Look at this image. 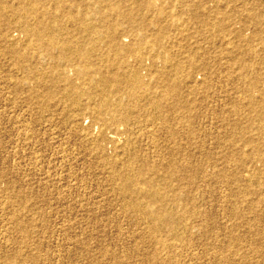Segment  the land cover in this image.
I'll list each match as a JSON object with an SVG mask.
<instances>
[{
    "label": "rangeland",
    "instance_id": "obj_1",
    "mask_svg": "<svg viewBox=\"0 0 264 264\" xmlns=\"http://www.w3.org/2000/svg\"><path fill=\"white\" fill-rule=\"evenodd\" d=\"M26 1L0 0V264H264V0H65L76 18L54 24L59 38L81 42L74 24H96L98 54L127 60L96 69L142 79L120 83L124 123L72 113L73 96L101 98L77 65L36 45L26 32L35 18L14 14ZM112 19L132 29L129 53L109 49ZM173 81L161 103L176 107L151 108ZM145 180L164 204L138 192ZM162 205L175 227L144 211Z\"/></svg>",
    "mask_w": 264,
    "mask_h": 264
},
{
    "label": "bare ground",
    "instance_id": "obj_2",
    "mask_svg": "<svg viewBox=\"0 0 264 264\" xmlns=\"http://www.w3.org/2000/svg\"><path fill=\"white\" fill-rule=\"evenodd\" d=\"M3 1V0H2ZM20 1V0H19ZM24 1V0H23ZM29 1V5L26 6L23 5L24 7L21 8L18 7L15 8L14 10V14H18L20 18H24L28 15H32L33 18H35L36 22L35 25L32 26H28L26 32L28 34H30L33 38L34 41L36 42V45L39 43L41 47H45V51H47L48 54H52L54 56V58L56 59H69V65H67L68 67H73V65H77L78 67L76 68V73L78 76L84 78L85 80H87L89 82V85H91V89L92 91H90V94L93 98H101V100H99L98 102H92V104L90 103H85V104H80V101L78 100V97L73 96L74 98H72V104L73 106L76 108V110L74 112H72L74 115H77L79 111H83L84 110H92L94 113L96 112V114H102L103 112H109L112 116V118L114 120H117L119 122H128L129 121V108L126 106V104H124V99H122L123 95L120 94L121 91H119L120 88V83L121 81L123 82L124 79H126V82H130L133 87L136 89H138L139 87H142L144 84L142 82V79L139 75V73L136 72V70H133L132 73L129 76H118L116 74L113 75V73L111 76H106L105 73H103L101 70L96 69V62L95 61H102V62H107L109 64H115V62H117V64H127V60H124V57H119L120 60L116 61L114 58H110L106 55L103 54H98L99 52V44L96 40V38H94V34L98 33V28L94 25H92L91 23L85 22V21H79L77 23H75L74 25V29L78 30V32L81 33V31H83L85 33L84 35V39L80 42L75 41V39L70 38V35H67L66 38H59V31L57 29H55L54 24H59L62 23V20H64V17L67 18V20H71V19H75L76 16L74 13H72L71 8H72V2H66L65 0H51L52 2H54V6H50L49 8L46 7L45 5H42L41 7H38V4H42V0H27ZM26 1V2H27ZM86 1V0H85ZM71 2V4H70ZM3 3V2H2ZM8 2H6L7 4ZM5 4V5H6ZM19 4V3H18ZM23 4V3H22ZM65 4H68V10H65ZM14 6V5H13ZM20 6V5H19ZM118 8V7H117ZM113 8V10H117L119 13V18H123V19H127L129 21L134 20V16H133V12L124 10L123 7L120 10V8ZM86 10V9H85ZM84 11V10H83ZM101 11V10H100ZM101 14V13H100ZM13 15V14H12ZM111 15V14H110ZM3 16V15H2ZM1 16V17H2ZM0 17V18H1ZM5 17V16H4ZM7 18V17H6ZM110 18V17H109ZM261 19V18H260ZM77 20V19H76ZM96 20V19H95ZM75 21V20H74ZM78 21V20H77ZM30 22V21H29ZM68 22V21H67ZM25 23V22H24ZM108 23L106 26L103 27V29H105L106 31V38L108 40V46L109 49H111V51H113V49L117 50V54L118 56L123 53V52H130V45L131 44H121V41L123 42L124 40V32L126 33H130L131 30H123L121 31L120 28L121 27V22L117 21L113 22V19L110 22H106ZM73 24V23H72ZM22 26V25H21ZM103 26V25H102ZM57 27V26H56ZM23 28V27H22ZM77 28V29H76ZM58 29L61 30V32H63L65 35L66 33L68 34H72V32L70 31V29L73 28H68L66 27V25H61L58 26ZM73 29V30H74ZM24 31V30H23ZM74 32V31H73ZM137 32V31H136ZM100 35V34H99ZM5 36V35H4ZM4 38V37H3ZM29 40V39H28ZM43 40H47L46 42ZM100 40V39H99ZM102 41V40H101ZM126 41V40H125ZM13 43V42H12ZM11 43V44H12ZM27 44V42H26ZM29 44V43H28ZM25 46V45H24ZM27 48V46H26ZM20 53V52H19ZM19 53L17 54V58L20 59V57L23 55H19ZM57 53V54H56ZM76 56L72 57V54ZM109 53V52H108ZM16 60V59H15ZM113 60L115 62H113ZM247 67V66H246ZM249 68V67H248ZM101 69V68H100ZM57 70V69H55ZM245 70V69H244ZM54 71V70H53ZM246 75V74H245ZM114 77V79H113ZM239 77V75H238ZM244 77H247L244 76ZM237 78V77H236ZM241 78V77H240ZM252 78V77H251ZM166 79V77H165ZM242 79V78H241ZM38 80V79H37ZM238 80V79H237ZM243 80H247V78H243ZM242 80V81H243ZM249 80V79H248ZM254 81V79H250L249 81ZM70 81V79H69ZM249 81H247L249 83ZM245 82V81H244ZM246 82V83H247ZM258 82V81H257ZM197 83V82H196ZM251 83V82H250ZM170 87L172 88L171 90H166V92L164 94H161L162 97H158L157 100H151V108L153 106V108L155 109H163V110H171L174 109V107H176V105L174 103H168L166 105H164L163 103H161V101L163 99H166L169 95H173L175 94L176 90H177V82L173 81L172 83H169ZM44 85V84H43ZM189 85V84H188ZM195 85V84H194ZM192 85V86H194ZM249 85V84H248ZM251 86V85H250ZM189 87V86H188ZM253 87V86H252ZM132 88V89H134ZM255 88V87H254ZM136 89L134 91H136ZM187 89V88H186ZM191 89V88H190ZM249 89V88H248ZM259 89V88H258ZM196 90V89H195ZM247 90V89H246ZM251 90V88L249 89V91ZM257 90V89H256ZM259 91V90H258ZM244 92H248L245 91ZM243 92V93H244ZM249 93V92H248ZM84 94V93H82ZM141 94H139L140 96ZM246 95V94H245ZM261 95V94H260ZM72 97V95H69ZM69 96H67L69 98ZM142 96V95H141ZM157 96V95H156ZM251 96V95H250ZM253 97V96H252ZM252 97H250L252 99ZM255 97V95H254ZM259 97V95H258ZM264 97V96H263ZM113 98V99H112ZM140 98V97H139ZM138 98V99H139ZM154 98V97H153ZM250 98L248 100V102L250 101ZM155 99V98H154ZM92 100V99H91ZM262 100V99H261ZM254 101V100H253ZM252 101V102H253ZM135 102V101H134ZM138 102V101H137ZM251 102V101H250ZM150 103H148V105H150ZM254 103V102H253ZM262 104V103H261ZM263 105V104H262ZM251 106L253 107V104H251ZM261 106V105H260ZM251 108V107H250ZM255 110V107H253ZM92 112V113H93ZM254 112V111H253ZM261 112V111H260ZM90 113V112H89ZM93 113V114H94ZM263 113V112H261ZM82 114V113H81ZM80 114V115H81ZM85 114V113H84ZM91 114V113H90ZM105 114V113H104ZM259 114V113H258ZM163 116V115H162ZM259 116V115H258ZM261 116V115H260ZM95 117V116H93ZM262 117V116H261ZM98 119V117L96 118ZM103 120V119H102ZM261 120V119H260ZM262 122V121H261ZM263 123V122H262ZM94 124V123H93ZM240 124V123H239ZM260 124V123H259ZM105 125V123H104ZM125 125V124H124ZM99 126V125H98ZM103 127V126H102ZM233 128V127H232ZM262 128V127H261ZM100 129V128H99ZM107 129V128H106ZM111 129V128H110ZM237 131V129H236ZM242 132V131H241ZM246 132V131H245ZM102 133V132H101ZM239 133V132H238ZM244 134V132H242ZM86 136V135H85ZM91 136V135H90ZM95 139V137H94ZM101 139V138H100ZM87 140V139H86ZM93 141V139H92ZM91 142V141H90ZM96 142V141H95ZM94 144V143H93ZM244 154V153H243ZM247 154V153H246ZM248 155V154H247ZM246 155V156H247ZM249 156V155H248ZM248 159V158H247ZM149 164V163H148ZM174 165V164H173ZM132 167V166H131ZM150 167V166H149ZM136 168V167H135ZM127 171V170H126ZM131 169H130V173H131ZM138 171V170H135ZM173 171V170H172ZM232 171V170H231ZM133 172V171H132ZM117 174V173H116ZM134 174V172H133ZM132 174V175H133ZM253 174V172H252ZM250 175V173H249ZM113 176V175H112ZM70 177V176H69ZM125 177V175H124ZM123 177V178H124ZM127 177V176H126ZM134 177V176H132ZM132 177L130 179H132ZM128 178V177H127ZM137 178V177H136ZM232 178V177H231ZM249 180V179H248ZM116 181V180H115ZM134 181V178H133ZM119 182V181H118ZM126 182V181H124ZM124 182H122V184H124ZM145 187L144 190H139L138 192L140 194H144V196L146 197L145 199L150 202V203H154L157 201H161L162 204H164L165 200H166V196L161 195V192L159 190V188L155 187V185L153 184V182H150L148 180H145ZM128 183V181L126 182ZM136 183V181H135ZM134 183V184H135ZM241 183V182H240ZM140 184V183H139ZM126 185V189L128 190L127 192H130L132 187L129 184H125ZM144 185V184H143ZM121 185H119V188L123 187V185L120 187ZM134 186V185H133ZM137 186V185H136ZM234 186V185H232ZM114 187V186H113ZM245 187V186H244ZM141 188V187H140ZM122 189V188H121ZM247 190V189H246ZM124 191V190H123ZM125 192V191H124ZM124 192H121L123 194H125ZM126 195V194H125ZM177 195V194H176ZM189 195V194H187ZM261 195V194H260ZM158 197H160V199L158 200ZM126 199V198H124ZM131 199V198H130ZM135 199V198H134ZM144 199V198H142ZM129 204L130 201L128 199H126ZM132 200V199H131ZM193 201V200H192ZM132 202V201H131ZM139 203V202H138ZM142 203V202H141ZM145 203V202H144ZM147 203V202H146ZM128 204V205H129ZM132 205H137V203L135 201H133L131 203ZM140 204V203H139ZM193 204V203H192ZM147 205V204H146ZM145 205V206H146ZM131 206V205H129ZM144 206V207H145ZM135 207H139L140 206H135ZM133 208V206L131 207ZM128 209V208H127ZM134 209V208H133ZM136 209V208H135ZM195 209V208H194ZM256 209V208H255ZM140 210V209H138ZM144 211H146L148 213V216L151 218V220H154V226L155 225H159L160 228L163 226H171V227H175L176 225V218L173 215V213L168 210L166 207H164V205H162L161 208L159 209H152V208H147L144 209ZM194 211V210H193ZM196 211V209H195ZM234 211V210H233ZM21 212V211H20ZM18 212V213H20ZM143 212V211H142ZM141 213V212H140ZM235 214V213H234ZM259 214V213H258ZM143 215V214H142ZM145 215V214H144ZM194 215V214H193ZM183 216V215H182ZM182 216L179 218H182ZM185 216V214H184ZM257 216V215H256ZM142 217V216H141ZM146 217V216H145ZM178 218V219H179ZM177 219V220H178ZM182 222V221H180ZM187 227V226H186ZM157 228V227H156ZM155 229V228H154ZM173 229V228H172ZM159 230V229H158ZM177 230V229H176ZM156 231V230H155ZM178 231V230H177ZM176 231V232H177ZM174 232V231H173ZM155 233V232H154ZM161 234V233H160ZM185 234V233H184ZM154 235V234H153ZM173 235V234H172ZM182 235V233H181ZM187 235V234H185ZM180 237V236H179ZM182 238V236H181ZM164 244V243H163ZM163 247V246H162ZM165 247V246H164ZM170 247V246H169ZM167 248V246H166ZM161 249V247H160ZM163 249V248H162ZM163 251V250H162ZM168 255V254H167ZM163 259V258H162ZM229 260V259H228ZM154 262V261H153Z\"/></svg>",
    "mask_w": 264,
    "mask_h": 264
}]
</instances>
